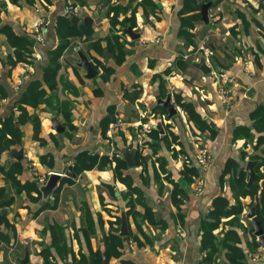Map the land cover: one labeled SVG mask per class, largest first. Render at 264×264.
<instances>
[{
	"label": "crops",
	"instance_id": "obj_1",
	"mask_svg": "<svg viewBox=\"0 0 264 264\" xmlns=\"http://www.w3.org/2000/svg\"><path fill=\"white\" fill-rule=\"evenodd\" d=\"M184 1L0 0V120L11 112L18 113L15 101L22 97L31 81H42L47 53L58 43L54 28L56 18L67 15L70 5L79 6L75 15L80 19L91 18L89 24L81 20L74 22L88 29L81 37L68 38L69 44L59 58L57 89L55 92L46 89L50 104H39L36 108L26 106L28 114H36L40 119V139L33 138L32 125L27 121L20 127L21 144L11 147L22 149L23 157L17 160L9 156L8 151L0 155V162L11 159L20 162L18 179L21 183L36 179L37 184H41L40 178L46 179L50 172L61 175L47 197L31 191L34 197L29 198L22 190L10 203L0 206V211L6 209L0 214H5L13 225L11 239L0 242V264H4L3 256L7 252L13 254L18 264L24 247L28 249L29 259H39L38 263L42 264L39 252L50 243V226L63 228L67 249L76 257L79 252L87 254L88 243L92 251L99 250L102 256V235L108 233L110 224L120 232L122 213L126 216L128 240L122 239L119 258L112 255L107 259L108 264H119L121 259L134 264H199L204 255L200 250V226L211 208V200L223 194L233 202L226 181L230 173L224 175L223 187L220 183L226 161L231 158L245 170L249 159H242L243 150L264 158V143L255 151L252 147L263 131L251 129L254 134L251 141L243 134L233 138L236 127L251 128V112L264 106V0L212 3L208 8V22H191L190 42L178 35L181 28L179 10L184 7ZM205 2L199 3V13L200 4ZM118 4L128 6V10L119 12L112 22L113 11L107 13V10ZM132 10L135 25L130 24L133 20L123 25L124 18L131 19ZM191 12L196 11H187L182 16ZM40 18L46 19L41 41L35 39L32 32L34 22ZM127 27L139 37L131 38L125 32ZM8 36L32 39L29 52L24 51V60L16 59ZM112 36H118L117 42L122 46H118ZM156 37L160 42H155ZM207 44L216 48L214 57L223 66L217 74H225L236 83L228 94V104H223L215 91L218 80L213 77L215 71L209 58L206 62L210 73L204 74L193 66L199 59L200 46ZM78 52L98 69V74L86 77L85 70L78 65ZM137 88H140L137 98L125 97L126 91ZM176 93L193 104L212 130L191 133L182 109L174 101ZM167 96L176 110L172 117L157 105L158 98ZM64 101L71 126L60 109ZM52 117L63 126L61 132L52 128ZM105 118L106 132L102 135L101 121ZM118 118H121L120 126H112ZM146 123L154 124L149 132L158 130L156 138L149 132L146 136L135 134V126ZM158 123L162 131L156 127ZM200 146L206 147L210 154L209 163L201 174L197 170L204 180L203 190L198 195L193 192L191 184L197 174L192 176L190 184L179 182L185 188L184 193L178 195L181 201L177 207L171 200L172 186L182 175L184 164L194 166V155ZM112 147L135 148V153L144 157L122 171L125 181L114 173L115 161L107 158ZM83 151L88 159L96 158V163L90 169L75 173L73 157ZM43 155H51L52 158H46L52 160L51 166L40 161ZM101 156L106 161L97 167ZM158 158L164 161L162 167ZM68 166L71 175L65 174ZM263 168L264 165L260 166L261 171ZM67 177L71 181H66ZM129 182L139 188L143 199V204L135 203L132 210L138 214L144 205L147 206L152 211L154 223L144 221L137 227L133 216L127 215L131 210L125 199ZM261 182L255 184L260 186ZM3 184L0 173V186ZM249 201V196L242 199L244 210L239 216L242 228L237 231L239 244L245 264H264V248L253 233V225L252 230L248 226V222L251 223L246 217ZM227 220L222 219L215 234L221 235L222 230L230 227ZM82 228H88L86 234ZM0 230H4L2 224ZM129 241L133 242L131 250L128 249ZM223 254L222 249L216 255L217 264L225 260ZM54 258L59 259V264L69 262L65 255L61 258L55 254Z\"/></svg>",
	"mask_w": 264,
	"mask_h": 264
},
{
	"label": "trees",
	"instance_id": "obj_2",
	"mask_svg": "<svg viewBox=\"0 0 264 264\" xmlns=\"http://www.w3.org/2000/svg\"><path fill=\"white\" fill-rule=\"evenodd\" d=\"M77 1V0H76ZM109 1V0H107ZM201 1H211V0H185L184 7L179 10V19L181 22V28L178 31V35L186 39V41L190 42L189 36L190 33L188 29L193 27L191 24L192 21L198 20L201 21L200 13L198 12V5ZM219 0H215L212 2L213 4L217 3ZM211 3V5H212ZM119 5V4H118ZM156 5V4H155ZM1 6V5H0ZM264 7V4H263ZM128 10V6L121 7L119 6H110L107 10V13L113 11V16L111 18L112 22H115V18L119 12L125 13ZM196 11L195 13L191 12L188 16H182L187 11ZM134 10H132V15L130 18H124L122 20L123 25L126 24L127 20H133L130 24L133 26ZM133 17V19H132ZM191 26V27H190ZM55 34L58 38L57 46L54 49H51L47 53V64L42 68V81H31L21 98L15 101V105L17 106L18 113L15 115L11 112L6 117L0 120V155L4 152H7L14 145H20L22 142V131L20 127L25 122H30L33 129V138L40 139V119L35 114H28L26 110V106H30L32 108H36L39 104H50V96L49 92H55L57 89V81L56 76L58 73V69L60 67L59 58L62 55V52L69 44L68 38L71 36H82L84 31L88 28H83L79 26L77 23L71 22L67 15H60L56 18L54 22ZM9 42L13 45L15 56L18 61L24 60V51L29 52V46H31L32 39L27 38L26 36L15 37L8 36ZM112 39L116 42L118 46H122L117 42L118 36H112ZM110 41V40H109ZM211 51V55L209 57L210 63L213 67V70L216 73H220L223 68L222 64L218 61V58L215 59L216 48L212 47L210 44H207ZM123 52V51H121ZM229 60V56L224 54ZM110 71V69H108ZM46 87L43 88L42 85ZM48 89V91L46 90ZM140 93V88L134 89L132 91H126L125 97L129 99L137 98ZM174 101L183 111V114L186 118L188 127L191 133H197L204 131L205 129L212 130L206 118L201 117L198 111L194 108L193 104L188 101H184L180 94H174ZM66 105V106H65ZM158 105V104H157ZM65 106V107H64ZM156 108H160L157 106ZM62 111V115L67 122H69V111H67L66 102H62V106L60 107ZM161 109V108H160ZM163 109V108H162ZM164 111V110H163ZM252 119V126H239L234 129V137L237 138L239 135H244L249 141L252 140L254 134L251 132V129L255 131H263V134L257 136L256 143L253 144V150L258 148V146L264 143V106H259L255 110H253L250 114ZM107 119H103L101 121V134L104 135L105 125L103 121ZM103 122V123H102ZM104 125V126H103ZM158 130L154 129L153 132L150 131L149 134L151 137L156 138ZM165 141V140H164ZM242 159L247 157L249 160H255L256 163L253 166V170L255 174H257V178L254 183H252L247 189L245 188L247 182V172L243 169V166H239V164L233 160L228 159L225 163L221 174V187L224 185V175L226 173H230L229 178H227V183L229 185V189L231 191V196L233 198V202H230L229 198L223 194L216 195L211 200V208L206 214V217L202 220L200 230H201V240H200V250L204 253L199 261V264H217L216 263V255L220 252V250H224V258L223 262L218 264H245L244 261V252L240 247V238L238 235V228H242V224L240 222L239 216L242 214L244 210V204L242 203V199L246 196L250 197V201L247 204V207L253 206L255 208V215L257 220L260 222L261 228L264 233V171L260 170V166L264 165V158H260L256 153L251 152L248 153L246 151H242L241 153ZM47 157L52 158L51 155H43L40 156L39 159L42 163L46 162L47 166L52 165V160L48 161ZM135 162H139V158L144 159L143 156H140L138 152L135 153ZM74 165L72 166L73 172L79 173L84 169L92 168L96 163V158L88 159L86 152H79L77 155L73 157ZM258 161H257V160ZM106 161V158L101 156L99 163H97V167L103 166L102 164ZM159 166L162 167L164 161L161 158H158ZM127 167V162L123 158L115 159L114 173L119 176L121 181H125L124 176H122V171ZM240 168L239 171L237 169ZM21 172V165L19 161L14 159L6 160L4 162H0V173L2 174V179L4 184L0 186V199L2 198L4 193H7L8 200L4 202L3 205H7L13 200L14 195H19L23 190L27 196H31L30 192L34 191L36 194L41 193L39 189V185L37 184L36 179L31 182H23L21 183L18 179V176ZM181 176L177 178V182H174L171 190V200L178 207L179 202L181 201L178 195L184 193L185 186L180 185L179 182L184 181L185 184H190L192 182V176L198 174L197 168L195 166H191L190 164L183 165V170L181 171ZM66 181H71L69 177L65 178ZM256 181H262L261 185L255 184ZM126 192L125 195L127 198V203L130 206L129 211H127V215H132L134 218V223L137 227H140V224L144 221L148 223H154L153 214L150 208L144 205L143 211L138 214L134 212L133 206L135 203L143 204L142 194L139 191V188L133 186L130 182L126 184ZM11 189L13 191H11ZM260 189V190H259ZM259 193L257 194V191ZM135 194V196H133ZM99 216V215H98ZM126 218V216H125ZM139 218V219H138ZM228 218L226 221L227 224L230 225L229 228L222 230L221 235L215 234L214 230L217 229L222 222V219ZM4 230H0V242H8L10 238V232L13 233V225L8 222L5 217V214H0V225ZM248 226L250 230H252V224L248 222ZM236 227V228H234ZM51 240L49 245H44L40 250V254L42 256V264H54L50 259L51 256L55 254L59 255V257L66 256V259L69 260L68 264H102V256L99 250L95 252L91 250L90 244L87 245V254L83 252H79V256L76 257L70 250L68 251L65 236L63 232V228L60 226H50ZM83 233L86 234L88 228H82ZM128 236V234H127ZM123 237L120 235L117 227L113 228L110 224L108 233L102 235V252L105 253L106 260L109 259L112 255L116 258H119L121 253V248ZM128 240V237H126ZM137 245H140L139 241H137ZM221 248V249H220ZM119 264H134L130 260L121 259Z\"/></svg>",
	"mask_w": 264,
	"mask_h": 264
},
{
	"label": "water",
	"instance_id": "obj_3",
	"mask_svg": "<svg viewBox=\"0 0 264 264\" xmlns=\"http://www.w3.org/2000/svg\"><path fill=\"white\" fill-rule=\"evenodd\" d=\"M212 2H205L200 4L199 6V11H200V16L201 20L204 22H208V8L211 6ZM67 17L71 20V22H80V20L84 24H89L91 22V18L89 16H84L83 18H79L75 14L67 13ZM125 32L131 37V38H138L139 34L135 33L131 30V27L125 28ZM79 54V62L78 65L82 67L85 70V75L88 78L94 77L96 74L99 73L98 69L93 68L92 64L87 60V58L81 53L78 52ZM193 66L198 68L202 73L208 74L211 72L210 66L207 64L206 59L203 55L199 56V59L193 63ZM157 104L163 107L167 111V116L172 117L175 115L176 110L173 104L170 102V96H167L165 99H160L158 98ZM51 124L52 128L56 132H61L63 130V126L57 121L56 117L51 118ZM156 127L162 131L161 124L158 123L156 124ZM136 149H127V148H122L123 152V159L127 162L128 166H133L135 165L134 161V154H135ZM8 155L11 157H14L17 160H20L23 157V151L22 149H14L11 148L8 151ZM256 163L255 160H248L245 164V170L247 171L248 178L247 182L245 185L244 189H247L252 183H254L255 179L257 178V174H255L253 170V166ZM240 168L237 169L239 171ZM71 167L68 166L65 170L66 175H71L70 173ZM73 175V174H72ZM61 175L56 172H50L45 180V182L41 183L39 185V189L41 191L42 196L47 197L48 195L51 194L53 189L56 187L57 182L59 181ZM8 200L7 194L4 193L2 198L0 199V206ZM1 213H5L6 209H2L0 211ZM246 217L250 219L253 228H254V235L258 237V242L259 244L264 248V234L263 230L261 228L260 222L257 220L256 215H255V208L253 206L249 207L246 212ZM128 234V229H127V222L125 219V215L122 213L121 214V224H120V235L123 237L125 240ZM10 235L12 233L10 232ZM103 259V264H108L106 260L105 253L102 255ZM21 264H29V252L27 247H24V253L23 256L17 259Z\"/></svg>",
	"mask_w": 264,
	"mask_h": 264
},
{
	"label": "built area",
	"instance_id": "obj_4",
	"mask_svg": "<svg viewBox=\"0 0 264 264\" xmlns=\"http://www.w3.org/2000/svg\"><path fill=\"white\" fill-rule=\"evenodd\" d=\"M79 6L70 5L68 7L69 13L76 14ZM45 25H46V19L40 18L33 24V36L35 39L41 41L44 39V33H45ZM155 42H160V38L156 37ZM210 54V49L207 45L200 46V55H203L205 59L208 58ZM199 55V56H200ZM213 77L218 80L216 84V93L218 94L221 102L223 104L229 103V96L228 94L231 92V90L236 86V83L231 80L227 75L225 74H217L216 72L213 73ZM121 124V118H118L112 126L118 127ZM153 123H146L141 125L140 127L135 126V134H141V136H146V134L149 132L150 128L153 126ZM123 156L122 149L120 148H110V150L107 152V158L109 161H115L116 158H121ZM210 160V154L206 147L200 146L198 147L197 152L194 155V161L193 164L197 168V170L200 172L203 171V169L208 165ZM49 174V173H48ZM45 178H40L41 183L45 182ZM204 185V180L202 175L197 174V176L194 178L191 186L193 188L194 194L198 195L202 192ZM133 248V244L131 241L128 242V249L131 250Z\"/></svg>",
	"mask_w": 264,
	"mask_h": 264
},
{
	"label": "rangeland",
	"instance_id": "obj_5",
	"mask_svg": "<svg viewBox=\"0 0 264 264\" xmlns=\"http://www.w3.org/2000/svg\"><path fill=\"white\" fill-rule=\"evenodd\" d=\"M36 22V21H35ZM210 55H211V51H210V54H209V56H208V58L210 57ZM261 150V149H260ZM258 155V154H257ZM246 161V160H245ZM245 161H243L242 162V165L244 164V162ZM263 171H264V168H263ZM131 243L133 244V242L131 241ZM40 248V247H39ZM39 248H37V249H39ZM40 250V249H39ZM11 255H13L12 253H9V252H7L6 254H4V256H3V262H4V264H17V262L15 261V258H13V256H11ZM20 254H18V256H19ZM20 258V257H19ZM51 260H52V262H54V264H59V259H57V258H54V256H51V258H50ZM38 260L39 259H37V261H36V259H34L33 257L32 258H30V261H29V264H40V263H38ZM18 264H20V262L18 263ZM61 264H66L65 262H62Z\"/></svg>",
	"mask_w": 264,
	"mask_h": 264
}]
</instances>
